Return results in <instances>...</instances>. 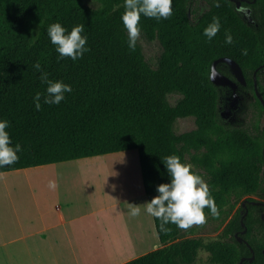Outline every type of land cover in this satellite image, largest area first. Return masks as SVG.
Masks as SVG:
<instances>
[{"label":"trees","instance_id":"obj_1","mask_svg":"<svg viewBox=\"0 0 264 264\" xmlns=\"http://www.w3.org/2000/svg\"><path fill=\"white\" fill-rule=\"evenodd\" d=\"M201 1L173 0V14L159 22L141 17V32L163 49L153 67L138 42L135 51L127 47L120 19L124 0H98V8L86 0H0V119L9 121L13 144L22 146L19 160L0 173L137 150L149 202L156 186L169 179L161 159L175 154L208 184L219 209L215 217L230 215L246 197L264 202L261 121L236 126L225 120L224 87L211 80L214 62L235 61L253 105L264 113L254 78L256 73L264 97V0L254 5L260 11L257 26L249 25L231 0H204L207 5L199 11ZM213 17L222 26L209 41L202 33ZM55 22L69 31L85 25L89 51L82 58L57 59L47 36ZM225 31L232 34V44L225 43ZM36 62L49 79L72 87L59 105L41 100L39 111L33 97L46 85L33 68ZM174 95L179 98L172 103ZM189 117L196 128L178 133V120ZM204 212L211 215L207 208ZM153 219L162 247L124 264H196L203 250L209 253L206 264H239L242 258L243 264H264V205L241 204L220 238L207 243L185 237L193 226L169 224L164 233Z\"/></svg>","mask_w":264,"mask_h":264},{"label":"rangeland","instance_id":"obj_2","mask_svg":"<svg viewBox=\"0 0 264 264\" xmlns=\"http://www.w3.org/2000/svg\"><path fill=\"white\" fill-rule=\"evenodd\" d=\"M86 2L92 8H98L100 6L98 0H86ZM137 42L143 50L145 59L151 66L156 67L163 51L160 43L157 40H149L142 32ZM224 68L223 65H220V70H224ZM223 87L221 112L225 120L234 125H241L249 120H261V124L264 125V113L253 105L255 98L252 92L240 91L239 89L237 93L233 94L228 88H225V86ZM262 89L264 91V82L262 84ZM177 98H179V96L174 95L171 98V102L174 103ZM195 128V120L192 117L181 118L176 124V131L178 133L189 132ZM75 162L77 163L72 164V161H70L50 164L47 166L29 168L25 171H28L26 173L30 174L49 173L52 175L58 172L77 175L75 177L78 178L77 182L80 185L78 188L83 189L82 186L84 185L83 190L87 201L89 200L86 207L95 209L100 206L106 208L103 210L102 215L95 217L96 222L101 223L106 231V239L102 246L103 251L105 249V251L107 250L112 253L114 250H119L120 253L122 252L126 255H143L150 250L153 251L154 246L161 245L158 234L152 230L151 223L154 221L152 216L144 212L143 209L141 214L137 217H132L128 214V204L142 205L148 202L144 192L137 150L90 157L76 160ZM100 164H102V166ZM23 173L22 170L13 171L6 176H0V190L6 188H50L49 181L54 180L56 182L53 176L39 179L31 177V179L30 177L24 178V176H22ZM67 182H72V180ZM82 183L83 185H81ZM252 197L260 201V198L256 196ZM248 198L249 197H246L239 201L230 215L226 214L221 217L206 215V222L198 225L194 224L193 232L187 234L185 237L199 238L205 243L219 239L233 214L239 209L242 202ZM118 202L121 203V205H118ZM125 226L129 228L130 238L127 236L128 234ZM150 226L151 228H149ZM208 259L209 253L204 250L200 251L196 264H206Z\"/></svg>","mask_w":264,"mask_h":264},{"label":"crops","instance_id":"obj_3","mask_svg":"<svg viewBox=\"0 0 264 264\" xmlns=\"http://www.w3.org/2000/svg\"><path fill=\"white\" fill-rule=\"evenodd\" d=\"M25 170L24 178L55 177L57 187L0 190V264H124L142 256L103 251L106 231L95 217L106 208L86 207L89 200L83 183V189L78 188L76 174H30ZM151 226L157 233L154 221ZM125 228L130 238L129 228ZM161 247L156 245L154 250Z\"/></svg>","mask_w":264,"mask_h":264},{"label":"clouds","instance_id":"obj_4","mask_svg":"<svg viewBox=\"0 0 264 264\" xmlns=\"http://www.w3.org/2000/svg\"><path fill=\"white\" fill-rule=\"evenodd\" d=\"M173 0H124V12L120 19L127 32V47L135 51L137 41L141 36V17L155 19L157 22L168 19L173 14ZM219 17H213L212 21L203 29V35L211 41L221 29ZM85 33V25L77 24L69 31L61 23L55 22L47 27V36L55 51L58 60L65 57L73 62L82 58L89 48L86 46L88 36ZM35 38V37H34ZM33 38V39H34ZM225 43L232 44L233 36L225 31ZM244 55L247 50H243ZM33 68L40 73L41 83L46 85L45 92L37 91L33 97L35 109L39 111L43 104L59 105L65 100V94L71 93L70 84L62 80L49 79V74L42 69L39 62ZM9 121L0 119V168L11 166L19 160L18 153L22 151L19 143L13 144L8 131ZM168 176L167 183L156 186V193L149 202L142 205L128 204V214L137 217L143 209L148 215L159 220V229L167 233L171 229L169 224H175L178 228L188 229L194 224L206 222L204 209L207 208L212 216L219 215V209L211 195L208 184L193 171V166L182 162L178 155L171 154L161 159ZM49 187L55 189L56 182L49 181Z\"/></svg>","mask_w":264,"mask_h":264},{"label":"flooded vegetation","instance_id":"obj_5","mask_svg":"<svg viewBox=\"0 0 264 264\" xmlns=\"http://www.w3.org/2000/svg\"><path fill=\"white\" fill-rule=\"evenodd\" d=\"M238 1H239V5H237V2H234V3L236 4L237 9L242 13V15H243L244 19L247 21V23L249 25H251V26H257L258 25V23H257V18H258L257 14H258V12L260 13L259 9L254 8V5L257 2V0H238ZM206 5L207 4H206V2L204 0L201 1L200 4H199V8H198L199 11H202L205 8ZM220 65H223L225 67L224 70H220ZM217 68L222 74H224L225 76H227V77H229L231 79L232 85L225 86V88H228V90L233 92V94L237 93V91L239 89H240V91L241 90L248 91V90H246L247 81L245 80V78L243 77V80H240L234 74V72L232 71V69H231L229 64H227L226 62H220L218 64ZM255 75H256V73H255ZM254 78H255V76H254ZM263 82H264V78L262 79L261 83L263 84ZM236 126H238V125H236ZM261 126H262V128H264V125L261 124Z\"/></svg>","mask_w":264,"mask_h":264},{"label":"water","instance_id":"obj_6","mask_svg":"<svg viewBox=\"0 0 264 264\" xmlns=\"http://www.w3.org/2000/svg\"><path fill=\"white\" fill-rule=\"evenodd\" d=\"M233 2H237V5H239V1L238 0H231ZM220 62H226L227 64L230 65L232 71L234 72V74L240 79L243 80V72L240 68V66L233 60L230 59H223V60H218L216 62L213 63L212 66V73H211V80L214 84H216L217 86L223 87V86H230L232 85V81L229 77L225 76L224 74H222L217 66ZM255 92L256 95L258 97V99L260 100V102L262 103V105L264 106V97L262 96V94L260 93L258 86H257V80H256V75H255ZM264 153V152H263ZM251 204V205H264V202L262 201H248L245 200L242 202V206L244 208H247V205ZM247 213V211H246ZM244 226V224H243ZM246 230H244L242 233H245ZM239 242H243V238L239 237L238 235H236ZM249 261H253L254 259V255H252L250 258H247ZM246 260V258H242L239 264H243L244 261Z\"/></svg>","mask_w":264,"mask_h":264},{"label":"bare ground","instance_id":"obj_7","mask_svg":"<svg viewBox=\"0 0 264 264\" xmlns=\"http://www.w3.org/2000/svg\"><path fill=\"white\" fill-rule=\"evenodd\" d=\"M109 163V162H108ZM94 164H95V162H94ZM101 166H102V164H100ZM106 165H107V163H106ZM99 167V166H98ZM98 169V168H97ZM101 169H102V167H101ZM105 169V168H104ZM100 170V169H99ZM106 170V169H105ZM101 171V170H100ZM104 171V170H103ZM106 172H107V170H106ZM116 174V173H115ZM108 175V174H107ZM115 177V176H114ZM116 185V184H115ZM120 188V187H119ZM111 190V189H110ZM109 190V191H110ZM109 194V193H108ZM110 194H112V193H110ZM141 197V196H140ZM134 199V198H133ZM136 199L138 200V198H137V196H136ZM142 199V198H141ZM145 202V201H144ZM142 212V211H141ZM110 219V218H109ZM115 229V228H114ZM118 232V231H117Z\"/></svg>","mask_w":264,"mask_h":264}]
</instances>
